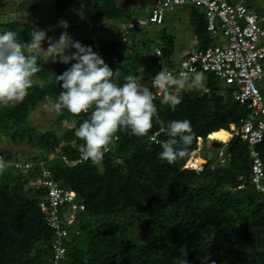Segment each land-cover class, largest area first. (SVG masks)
<instances>
[{
	"label": "trees",
	"instance_id": "trees-1",
	"mask_svg": "<svg viewBox=\"0 0 264 264\" xmlns=\"http://www.w3.org/2000/svg\"><path fill=\"white\" fill-rule=\"evenodd\" d=\"M50 2L58 13L69 4L76 6L85 25L95 19L119 23L125 17L126 7L117 0ZM191 9L197 45H208L211 38L205 29L204 14L198 7ZM132 15L118 37L93 34L80 42L98 52L114 72L119 69L117 84H123L127 75L136 78L137 68L143 63L146 68L141 80L136 79L145 85L163 64L171 62L175 37L163 31L164 18L159 24L161 46H156L161 55L154 56L150 44L134 43L133 37L128 36L143 26ZM2 25L5 31L17 32L21 42L29 41L28 30L21 22ZM38 64L40 71L35 76L39 81H33L24 101L0 109V160L4 166L12 167L0 172V264H49L55 234L39 205L46 199V189L34 183L44 172L59 187L75 192L74 203L66 206L76 208L60 264H180L182 260L201 264L205 256L215 264H264L263 202L249 181L246 142L238 136L220 142L227 155V164L222 168L214 169L206 163L200 171L183 168L197 147L198 137L205 139L213 131L229 130L230 124L238 127L246 116L247 109L233 99L230 87L221 91L217 80L204 73V88L182 90L181 103L175 111L160 100L153 101L157 112L147 135L163 125L166 131L159 137L167 140V125L172 120L187 119L192 127L193 141L186 155L173 163L159 158V144L147 136L118 130V138L101 161L66 165L62 156L74 161L84 143L74 131L88 113L74 115L65 109L57 115L53 111L57 119L64 120V126L56 131H39L28 125V115L38 103L55 102L62 91L55 75L71 66L42 57ZM7 139L13 145L26 141L36 149L35 153L3 150L1 145ZM257 149L264 164V141ZM14 161H30L34 165L24 172L14 166ZM241 183L243 188L238 189ZM80 204L83 209L77 207ZM61 211L64 213V207Z\"/></svg>",
	"mask_w": 264,
	"mask_h": 264
},
{
	"label": "clouds",
	"instance_id": "clouds-1",
	"mask_svg": "<svg viewBox=\"0 0 264 264\" xmlns=\"http://www.w3.org/2000/svg\"><path fill=\"white\" fill-rule=\"evenodd\" d=\"M58 25L65 31L55 41L44 29L38 28L29 32L28 42L18 40L15 31L0 32V109L24 101L33 86L35 74L40 71L38 59L43 52L46 61L51 59L54 63L71 64L62 74L55 75L62 91L51 104V110L57 115L65 109L74 115L88 113L74 131V135L84 142L80 152L85 161H101L109 145L118 138V130L137 137L147 136L149 141L159 144L161 151L158 155L163 161L173 163L183 158L193 141L190 121L172 120L167 125L168 139L165 141L157 140L159 133L147 135L157 112L153 100L162 93L161 103L175 111L181 103V97L176 93L203 89L204 73L187 65L184 66L187 71L181 70L176 75L161 68L150 81V86L139 83L133 75L125 76L124 83L117 84L115 77L119 75V69L114 72L91 46L73 41L66 31L69 27L67 21L60 20ZM45 41L48 47L43 49L42 42ZM69 49L74 51L66 54ZM3 166L4 162L0 160V168ZM180 264L188 262L182 260ZM201 264H215V261L205 256Z\"/></svg>",
	"mask_w": 264,
	"mask_h": 264
},
{
	"label": "built area",
	"instance_id": "built-area-1",
	"mask_svg": "<svg viewBox=\"0 0 264 264\" xmlns=\"http://www.w3.org/2000/svg\"><path fill=\"white\" fill-rule=\"evenodd\" d=\"M148 1L151 6L148 9L147 21L155 25L161 24L168 10L174 6L190 5L202 10L206 32L215 42H210L208 45L195 44L191 46L182 52L178 63H174L171 58V62L163 64L154 75L161 68L176 75L181 70L187 71V68L184 67L187 65L188 68L211 74L217 82L230 87L233 99L244 105L248 111L246 116L240 120L238 127L230 124V138L238 136L247 144L250 159L249 181L261 194L264 212V164L257 149V146L264 141V93L258 87V83L264 84V9H258L247 4L244 0ZM152 54L156 57L160 56L161 49L154 47ZM154 75L145 85L150 86ZM150 91L155 92L151 88ZM154 100L161 101L162 93L157 94ZM165 131V127L160 125L150 135L159 133L157 140L164 141L159 136ZM201 139V137L197 138V147L192 152L196 157L201 153H199ZM81 147L82 145L80 149ZM80 149L74 161L67 160L65 156H62L66 165L85 161L81 156ZM191 159L197 161L195 157H191L185 165ZM39 164H42V161ZM33 165L34 163L30 161H14V166L24 172ZM189 169L193 170L191 167ZM45 174L44 172L43 176L36 177L34 183L46 189V199L41 200L39 205L47 225L53 229L55 234L51 241L52 255L48 261L49 264H60L66 252L65 242L71 235L69 226L73 224L72 216L76 208V205H73L72 208L66 206L74 203L75 192L59 187L53 179ZM242 186L243 183L237 187L241 188ZM61 207H64V213L61 211ZM77 207L83 209L81 204ZM74 233L78 234V230L75 229Z\"/></svg>",
	"mask_w": 264,
	"mask_h": 264
},
{
	"label": "rangeland",
	"instance_id": "rangeland-1",
	"mask_svg": "<svg viewBox=\"0 0 264 264\" xmlns=\"http://www.w3.org/2000/svg\"><path fill=\"white\" fill-rule=\"evenodd\" d=\"M245 1L258 9H264V0ZM117 2L126 7L124 12L125 17H123V19L119 21V23L114 22L113 20L112 22H108L104 19H95V21H93V23H91L90 25H85L81 21V12L76 6L72 4H69L67 6V9L62 13H58L53 9L50 0H0V32L5 31V28L2 24L11 21H18L21 22L22 26L28 30V33L33 28L44 29L47 32V36L51 37L53 41H55L59 38L61 32L65 31V29L59 27L58 21L65 20L69 25L66 31L73 41L80 42L81 38H90L94 35H99L103 38H111L116 36L118 37L119 34H122L121 31H123V29L127 28L128 26L126 20L130 19V17L133 16L132 14L134 13L135 18L140 24L143 25L140 31L136 32L135 34L133 32L128 35L130 37H133L132 41H134V43H142L143 46H147L148 44H150V46L153 48L156 46H161V42H159L158 39H160L161 37V29L163 26V31L165 30L167 33L173 34L175 37L174 51L172 54L174 63H178V61L180 60L182 50H186L195 45L196 39L192 36L193 25L191 22L190 25L188 23V25H186L184 19L176 20L177 16L173 17V15L166 14L167 20L163 22V25L156 26L154 24H150L147 21L148 9L150 8V3L148 0H117ZM171 9H176V11H179L177 6H174ZM130 40H127V42L129 41L130 43ZM213 42L215 41L211 39V43ZM47 47V41L42 42V48L46 49ZM72 51H74V49H69L68 53L66 54H70ZM126 52L129 51L127 50ZM40 57H42L44 60L47 59L44 56L43 52H41ZM48 61L52 60L49 59ZM145 68L146 65H143V63H141L137 68L138 74L136 78L139 81L141 80ZM34 81H39V78L37 76H34ZM219 84L221 87V91L224 92L226 86L221 83ZM258 87L261 92L264 91V84L262 82L258 83ZM181 91L182 90L178 91L176 94L180 96ZM27 122L28 125L34 127L39 131H45L48 129H53L56 131L64 126V120L61 122V120L57 119L56 114L51 110V103L49 102V100L38 103L37 106L32 111H30ZM9 141L10 140L7 139L6 142L1 145L3 150H10L16 153L21 151L24 152V154L26 153V155L35 153L36 149L33 148L32 144L27 143L26 141H23L18 145H13ZM210 141L211 140H209L206 136L205 139L200 140L199 144L202 151L212 150L213 153L215 152L214 155L206 161V164L212 166L214 169L226 166L227 155L225 151H223L224 146L212 147L210 145ZM201 150L199 151V153L202 152ZM192 152L190 153L188 160L191 157H195V159L199 157H196ZM19 156L21 155L19 154ZM197 161V167L193 166L191 163H188L186 165L184 164L183 168L189 169L191 167L194 171H200L201 167H203L205 163L200 162L198 159ZM11 169V165L3 166V168H0V172ZM241 188H243V186ZM231 190L235 191L234 188H231Z\"/></svg>",
	"mask_w": 264,
	"mask_h": 264
},
{
	"label": "crops",
	"instance_id": "crops-1",
	"mask_svg": "<svg viewBox=\"0 0 264 264\" xmlns=\"http://www.w3.org/2000/svg\"><path fill=\"white\" fill-rule=\"evenodd\" d=\"M173 8V7H172ZM178 10L179 11H176V9H170L167 14L169 15H173L174 16H177V19L176 20H181V19H184L185 20V24L186 25H190V22L192 20V13H191V6L190 5H185V6H177ZM178 12V13H177ZM167 16V15H166ZM166 16H165V20L166 19ZM188 23V24H187ZM193 28V27H192ZM192 36L196 39L195 35H194V32H193V29H192ZM195 44H197V40H195ZM187 50V49H186ZM185 49L182 50V52L186 51ZM226 142V141H225Z\"/></svg>",
	"mask_w": 264,
	"mask_h": 264
},
{
	"label": "bare ground",
	"instance_id": "bare-ground-1",
	"mask_svg": "<svg viewBox=\"0 0 264 264\" xmlns=\"http://www.w3.org/2000/svg\"><path fill=\"white\" fill-rule=\"evenodd\" d=\"M230 136H231V134H230V131L229 130L221 129V130L213 131V132L209 133L207 135V138L209 140H216V141H220V142H225V141H227L230 138ZM188 163H191L193 166H196V167L198 166V161H196V160H190Z\"/></svg>",
	"mask_w": 264,
	"mask_h": 264
},
{
	"label": "water",
	"instance_id": "water-1",
	"mask_svg": "<svg viewBox=\"0 0 264 264\" xmlns=\"http://www.w3.org/2000/svg\"><path fill=\"white\" fill-rule=\"evenodd\" d=\"M210 145L212 147H219L221 145L220 141H216V140H211L210 141ZM213 155V151L211 150H207V151H202L200 153V156L197 158L200 162L202 163H206L207 160H209L211 158V156Z\"/></svg>",
	"mask_w": 264,
	"mask_h": 264
}]
</instances>
